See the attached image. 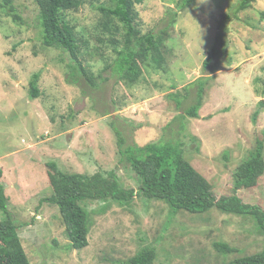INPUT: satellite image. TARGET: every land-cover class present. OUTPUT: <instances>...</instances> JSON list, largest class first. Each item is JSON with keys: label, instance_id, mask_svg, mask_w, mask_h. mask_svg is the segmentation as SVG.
Here are the masks:
<instances>
[{"label": "rangeland", "instance_id": "rangeland-1", "mask_svg": "<svg viewBox=\"0 0 264 264\" xmlns=\"http://www.w3.org/2000/svg\"><path fill=\"white\" fill-rule=\"evenodd\" d=\"M83 1L67 19L78 37V60L94 74L96 87L72 75L62 52L41 45L33 0H14L19 22L0 14V182L30 263L127 264L142 245L155 247V264H225L261 251L264 239L249 217L215 209L172 215L166 204L139 195L129 205L87 201L88 245L66 247L57 208L42 202L52 192L46 163L66 173L115 171L124 189L137 191L139 182L118 153L114 127L125 144L179 140L183 157L217 199L232 194L235 169L257 143L264 153V0L239 12L242 0H195L184 10L177 8L180 0H142L136 5L141 34L170 26L169 12L176 21L168 28L161 68L150 60L139 64L134 84L106 69L123 41L115 25L111 33L100 29L96 6L107 0ZM213 46L221 55L203 67ZM36 73L39 95L30 99ZM197 93L201 107L190 118L184 112ZM237 196L264 210V174ZM214 242L235 252L219 253Z\"/></svg>", "mask_w": 264, "mask_h": 264}, {"label": "trees", "instance_id": "trees-1", "mask_svg": "<svg viewBox=\"0 0 264 264\" xmlns=\"http://www.w3.org/2000/svg\"><path fill=\"white\" fill-rule=\"evenodd\" d=\"M37 7V24L41 45L54 48L68 58V67L74 76L90 87H96V77L88 68L79 62L80 48L75 26L67 19V13L78 11L83 0H33ZM195 0H180L179 10L191 7ZM254 0H242L235 12L246 10ZM14 0H0V14L12 17L15 22L21 21L14 6ZM142 0H107V5H97L100 15V29L111 33L110 26L123 33L120 50L114 48L116 59L106 69L113 70L118 81L134 84L141 75L139 64L150 65L152 61L161 68L165 41L168 39V28L175 23V12H169L172 20L158 31L141 34L137 30L138 13L136 5ZM264 18V14L262 13ZM230 21V17H225ZM219 29L224 22H219ZM217 32L216 40L221 38ZM150 55V56H149ZM220 51L213 46L203 61V67L219 57ZM64 60V59H63ZM39 73L33 74L29 81V97L39 95ZM202 81V78H201ZM200 86V80L198 82ZM198 91H202L199 88ZM264 92V87H263ZM201 93H197L194 104L185 110L184 115L196 118L201 107ZM263 105V103H261ZM181 117V116H179ZM117 135L118 153L126 160L129 168L136 176L139 186L137 191L124 189L115 171L105 175L66 173L53 162H47V176L51 187V195L42 202L53 205L61 217L64 235L69 241L66 246L73 250H82L88 245L91 219L84 204L87 201L114 202L129 205L134 197L145 200L161 201L168 206L170 214L178 212L186 215H204L215 209L226 215L249 217L254 222L258 233L264 239V210L256 205H249L237 196L240 189H250L257 185L258 179L264 174V153L262 143H257L253 151L235 169L232 194L217 199L208 181L199 174L183 157L182 143L173 141L149 142L143 146L125 144L120 131L114 127ZM176 142V141H174ZM1 177V170H0ZM83 204V205H82ZM0 264H31L21 244L15 220L9 211V201L5 195L4 185L0 182ZM54 241V240H53ZM143 241V240H141ZM56 243V241L54 242ZM56 245V244H55ZM213 247L219 253L231 254L235 249L225 243L214 242ZM156 249L142 245L127 264H155ZM225 264H264V247L261 251L238 257Z\"/></svg>", "mask_w": 264, "mask_h": 264}]
</instances>
